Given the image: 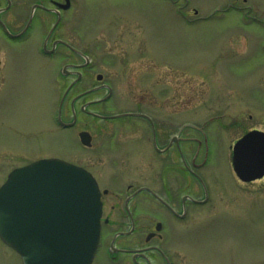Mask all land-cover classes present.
<instances>
[{"label":"rangeland","instance_id":"rangeland-1","mask_svg":"<svg viewBox=\"0 0 264 264\" xmlns=\"http://www.w3.org/2000/svg\"><path fill=\"white\" fill-rule=\"evenodd\" d=\"M80 1V13L92 22L131 18L140 23L154 52L170 61L172 93L183 95L181 103L172 101L173 116L196 119L211 133L213 154L204 172L215 181L214 197L186 223H198L205 212L216 220L201 233L186 231L184 264H264V177L243 181L232 164L233 143L250 129L264 130V0ZM196 12L201 16L194 17ZM46 29L36 20L35 33ZM129 29L140 35V28ZM48 65L27 43L12 44L0 27V186L12 169L34 158L84 160L77 135L54 126L53 67ZM117 88L118 94L128 93L126 86ZM129 146L136 159L137 148ZM122 154L115 148L102 155L106 162L97 174L104 187L142 179L135 164L126 170L118 158ZM107 202L110 207L112 201ZM0 264H23L1 239Z\"/></svg>","mask_w":264,"mask_h":264},{"label":"flooded vegetation","instance_id":"flooded-vegetation-1","mask_svg":"<svg viewBox=\"0 0 264 264\" xmlns=\"http://www.w3.org/2000/svg\"><path fill=\"white\" fill-rule=\"evenodd\" d=\"M79 3L0 0V27L12 44L27 43L48 59L54 126L77 135L84 160L69 162L86 168L100 185L101 240L91 264H184L186 231L201 233L216 220L205 212L198 223H186L214 197L215 181L204 172L213 154L211 133L196 119L173 116L172 101L181 103L183 95L172 93L170 61L154 52L138 21L92 22ZM36 20L47 26L40 34L33 30ZM118 86L128 93H116ZM130 144L137 148L136 159L129 156ZM115 148L123 149L118 158L126 170L135 164L142 179L111 189L97 169L106 162L102 155Z\"/></svg>","mask_w":264,"mask_h":264},{"label":"water","instance_id":"water-1","mask_svg":"<svg viewBox=\"0 0 264 264\" xmlns=\"http://www.w3.org/2000/svg\"><path fill=\"white\" fill-rule=\"evenodd\" d=\"M233 166L244 181L264 176V131L252 130L235 144ZM101 213L96 179L58 159L18 168L0 188V236L25 264H90Z\"/></svg>","mask_w":264,"mask_h":264}]
</instances>
